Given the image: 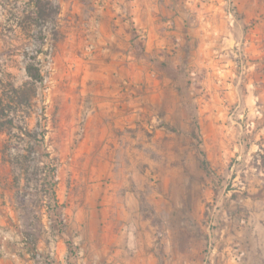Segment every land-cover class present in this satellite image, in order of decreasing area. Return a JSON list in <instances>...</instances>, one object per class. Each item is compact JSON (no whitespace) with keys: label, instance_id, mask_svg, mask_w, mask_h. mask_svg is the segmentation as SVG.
<instances>
[{"label":"rangeland","instance_id":"374dc122","mask_svg":"<svg viewBox=\"0 0 264 264\" xmlns=\"http://www.w3.org/2000/svg\"><path fill=\"white\" fill-rule=\"evenodd\" d=\"M28 1L0 0V105L12 120L0 133V217L14 221L0 226V264H108L128 249L112 241L124 228L155 264H264V103L247 83L215 63L193 73L166 50L144 56L132 28L136 65L124 63L111 107L94 110L92 1L49 0L58 13L38 27L20 23ZM31 134L42 144L24 161ZM46 165L56 204L38 194Z\"/></svg>","mask_w":264,"mask_h":264},{"label":"crops","instance_id":"0c3cea01","mask_svg":"<svg viewBox=\"0 0 264 264\" xmlns=\"http://www.w3.org/2000/svg\"><path fill=\"white\" fill-rule=\"evenodd\" d=\"M91 1L93 10L89 12L87 26L94 33L91 41L94 47L91 75L94 110L111 107L107 97L119 95L116 80L124 75V63L126 71L130 65H136L138 55L128 43L132 28L143 39L144 56L161 50L169 52L172 59L187 56L193 73L207 74L209 66L215 63L222 72L232 71L238 83H247L249 96L264 103V0H233L237 16L232 27L227 16L230 0ZM98 2L102 6L99 7ZM114 40L118 41L120 51L111 48ZM130 73L135 74V71ZM127 201L123 216L132 222L130 213L135 204ZM1 219L0 226L9 224L11 229L12 217ZM125 230L112 237V241L118 246L128 238V249L123 244L122 249L107 255L108 264H155L154 250L149 249L151 245L145 247L143 242L136 243L135 239L132 243L130 233ZM31 240L37 239L32 237Z\"/></svg>","mask_w":264,"mask_h":264},{"label":"trees","instance_id":"16d2710c","mask_svg":"<svg viewBox=\"0 0 264 264\" xmlns=\"http://www.w3.org/2000/svg\"><path fill=\"white\" fill-rule=\"evenodd\" d=\"M27 8L25 10L26 14L21 19L22 24H25L28 27H38L42 23V21H45L47 18H55V16L58 13V7L52 6L51 2L49 0H29L27 2ZM52 19V20H53ZM27 74L33 81H42V76L40 72V68L37 65H30L27 67ZM10 102V101H9ZM1 107V105H0ZM6 108H9V103L5 106ZM4 108H0V133L4 132L5 126H9L12 124L11 119L4 120L2 117L4 116ZM34 139V144L30 145L27 155H24L22 158L24 161L29 160L32 156H34L35 152L40 148L42 144V140L37 139L36 134L30 135ZM19 162V161H18ZM20 163V162H19ZM46 169H44V179H43V187H45L44 190H39L38 194L39 196L44 194H47V196L50 197L51 201L56 204V197H55V175H54V169L50 167V165L45 166ZM45 192V193H44ZM41 200V199H40ZM22 203L27 202V198L21 196ZM56 205H54L53 209H56ZM31 237V236H30ZM32 238V237H31ZM26 239V238H25ZM34 244V242H33Z\"/></svg>","mask_w":264,"mask_h":264},{"label":"built area","instance_id":"2783aa9c","mask_svg":"<svg viewBox=\"0 0 264 264\" xmlns=\"http://www.w3.org/2000/svg\"><path fill=\"white\" fill-rule=\"evenodd\" d=\"M235 12H236L235 6H234V4H231L228 11H227V16L231 19V24L233 23ZM254 112H255V116L259 115L258 110H254ZM253 124L254 123L252 122L251 125H253Z\"/></svg>","mask_w":264,"mask_h":264}]
</instances>
